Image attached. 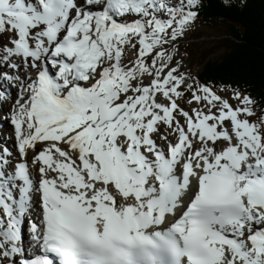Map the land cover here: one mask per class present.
<instances>
[{
	"label": "snow or ice",
	"instance_id": "6c2138e0",
	"mask_svg": "<svg viewBox=\"0 0 264 264\" xmlns=\"http://www.w3.org/2000/svg\"><path fill=\"white\" fill-rule=\"evenodd\" d=\"M203 3L0 0V264H264V97L184 64Z\"/></svg>",
	"mask_w": 264,
	"mask_h": 264
},
{
	"label": "trees",
	"instance_id": "16d2710c",
	"mask_svg": "<svg viewBox=\"0 0 264 264\" xmlns=\"http://www.w3.org/2000/svg\"><path fill=\"white\" fill-rule=\"evenodd\" d=\"M204 0L198 18L225 23L228 52L218 61L204 63L197 79L217 86L232 85L254 98L264 97V0Z\"/></svg>",
	"mask_w": 264,
	"mask_h": 264
},
{
	"label": "rangeland",
	"instance_id": "374dc122",
	"mask_svg": "<svg viewBox=\"0 0 264 264\" xmlns=\"http://www.w3.org/2000/svg\"><path fill=\"white\" fill-rule=\"evenodd\" d=\"M229 34L227 24L215 22L207 24L197 19L179 44L184 64L197 78L207 61H218L228 52L225 38ZM4 113L0 111V149L4 148L9 138L3 132L8 128L4 121Z\"/></svg>",
	"mask_w": 264,
	"mask_h": 264
},
{
	"label": "bare ground",
	"instance_id": "6f19581e",
	"mask_svg": "<svg viewBox=\"0 0 264 264\" xmlns=\"http://www.w3.org/2000/svg\"><path fill=\"white\" fill-rule=\"evenodd\" d=\"M8 129L10 130V133L9 134H11V137L8 135V137H9V142L8 143H6V145L4 146V147H7L10 151H14V144H15V135H14V133H13V126L11 125V126H9V128H7L6 130H5V138H6V136H7V133H8Z\"/></svg>",
	"mask_w": 264,
	"mask_h": 264
}]
</instances>
